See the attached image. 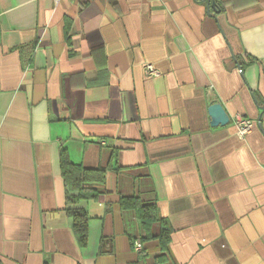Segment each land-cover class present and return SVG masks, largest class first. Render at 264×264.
I'll use <instances>...</instances> for the list:
<instances>
[{
	"label": "crops",
	"instance_id": "crops-1",
	"mask_svg": "<svg viewBox=\"0 0 264 264\" xmlns=\"http://www.w3.org/2000/svg\"><path fill=\"white\" fill-rule=\"evenodd\" d=\"M62 150L105 169L83 247ZM0 264H264V0H0Z\"/></svg>",
	"mask_w": 264,
	"mask_h": 264
},
{
	"label": "trees",
	"instance_id": "trees-1",
	"mask_svg": "<svg viewBox=\"0 0 264 264\" xmlns=\"http://www.w3.org/2000/svg\"><path fill=\"white\" fill-rule=\"evenodd\" d=\"M105 169L98 167L96 169L83 168L70 162L65 151L60 153V172L63 182L66 186L65 201L67 212L71 220V226L80 246H85L87 240L88 216L80 202L88 199H97L98 193L87 184L94 181H102ZM122 207L135 209L140 222L148 231V227L155 220V207L143 205L136 198L119 199ZM169 241V229L166 222L162 221L160 232V242L162 249H165Z\"/></svg>",
	"mask_w": 264,
	"mask_h": 264
},
{
	"label": "built area",
	"instance_id": "built-area-1",
	"mask_svg": "<svg viewBox=\"0 0 264 264\" xmlns=\"http://www.w3.org/2000/svg\"><path fill=\"white\" fill-rule=\"evenodd\" d=\"M145 72L148 75H155L156 74V70L153 68V66L151 64H146L145 65ZM231 122L233 124V126L236 128V133L239 137H244L246 134H248L250 132V130L253 127V120L243 117L239 114H236L232 117ZM135 248L137 250L140 249V244L136 243L135 244Z\"/></svg>",
	"mask_w": 264,
	"mask_h": 264
},
{
	"label": "water",
	"instance_id": "water-1",
	"mask_svg": "<svg viewBox=\"0 0 264 264\" xmlns=\"http://www.w3.org/2000/svg\"><path fill=\"white\" fill-rule=\"evenodd\" d=\"M207 1L210 2V0ZM214 5V1H211V7H213ZM208 114L210 116L211 126H224L229 122V116L219 102H212L209 105ZM258 125L260 126V123H258Z\"/></svg>",
	"mask_w": 264,
	"mask_h": 264
}]
</instances>
